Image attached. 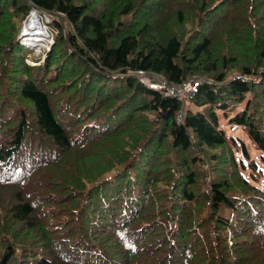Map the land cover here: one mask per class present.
<instances>
[{"label": "trees", "instance_id": "obj_1", "mask_svg": "<svg viewBox=\"0 0 264 264\" xmlns=\"http://www.w3.org/2000/svg\"><path fill=\"white\" fill-rule=\"evenodd\" d=\"M249 1L0 0V264H264V189L220 119L264 151V0ZM31 8L53 31L37 65L17 40ZM127 69L207 80L182 106ZM61 175L68 199L47 202Z\"/></svg>", "mask_w": 264, "mask_h": 264}, {"label": "rangeland", "instance_id": "obj_2", "mask_svg": "<svg viewBox=\"0 0 264 264\" xmlns=\"http://www.w3.org/2000/svg\"><path fill=\"white\" fill-rule=\"evenodd\" d=\"M250 3L249 0H246ZM35 13L38 16V19L36 20L38 23H41V26L43 27L46 36L45 38L42 40V42L40 43V46H36L35 43H31V41L29 39H26L25 36V28H27L30 18L32 17V14ZM54 16V15H53ZM62 26L65 25V23H63L61 21ZM226 24L225 22H220V25H224ZM194 25L193 20L192 19H188L186 21H184L183 24H179V31L180 32H188L187 29L191 28ZM52 29L50 26V18L48 17V13H42L39 10L35 9V8H31L29 11V15L26 17L25 20L22 21L19 33L17 35V40H19L20 43H22L23 45H25L27 48H25V53L27 52L28 55L26 58V61L28 64H38V62L35 61V59L40 55V54H44V49L47 50L49 49L50 45L52 44V42L49 40L50 35L52 34ZM52 40V39H51ZM30 41V42H29ZM218 42V43H217ZM214 47L217 49L216 50V54H219V51L221 52H228L231 48V46L228 44V40L224 37L218 38V40L215 42ZM219 48V49H218ZM43 50V53L41 52ZM246 59V57H242L240 59V61L243 62V60ZM19 64V63H18ZM20 65V64H19ZM20 67H22L20 65ZM232 71H235V69H233ZM131 73V72H129ZM132 74V73H131ZM58 78V76H57ZM247 78V77H246ZM190 80V79H189ZM197 80V79H196ZM191 102V100H188V97H184V99L181 101L182 102V106H184L187 102ZM75 111V110H73ZM234 111L230 112L233 113ZM85 116V115H84ZM65 119L71 121L73 118L72 117H68L65 116ZM221 122L223 123V127L224 129H226L227 131H230V135L234 136V137H238L241 138L243 140L244 143V147L247 151L248 157H246L242 151H241V143L240 142H236V144H231V141L228 142L229 146H232L231 151L234 155L235 158L238 159H242V165L238 164V172L246 179H250V183H256L259 187L264 189V151H260L249 139L248 137L245 135L244 132H242L241 130H237V127H231L230 125H228L229 123L226 122V120H224V118L220 117ZM75 121V120H73ZM121 134V132H119L116 136L109 138L107 141H109V145L107 147V151L102 153V157L105 158V162L108 160L109 156H112L113 154L115 155H121L124 153L126 145H122L120 147V137L119 135ZM115 145H117V147L115 148ZM121 148L120 152L119 149ZM220 154L221 149L219 148V150H217ZM71 157L74 158L73 153H71ZM57 160L53 163V164H57ZM116 164V162L114 163ZM61 163L56 165L58 167H60ZM205 165V164H204ZM203 165V168H205V166ZM250 167H255L258 170V173H255L254 175L250 172L249 168ZM208 168V167H207ZM77 169V168H75ZM73 169V165L72 163L68 166L63 164V167L61 169V173H64V175L66 174V177L68 176H72L73 175V171L75 170ZM226 172L228 174H232V170L227 166L225 168ZM69 171V172H67ZM67 172V173H66ZM205 174V173H204ZM257 176V180H255V178L251 179V177ZM207 177L209 178V176H205L204 180L207 181ZM230 179V177L228 178ZM62 180H66V178H64L63 175L61 176H55L54 179H51L50 181H53V185H50L48 187V198H47V202L50 201L51 203L54 204H58L61 201H64L66 199H68L67 196L64 195L65 189H61L58 190L59 186H62ZM263 184H262V183ZM63 187V186H62ZM69 201H71L69 199ZM49 212H46L45 214L48 215ZM66 218L65 216H50L49 219L50 221H64Z\"/></svg>", "mask_w": 264, "mask_h": 264}, {"label": "built area", "instance_id": "obj_3", "mask_svg": "<svg viewBox=\"0 0 264 264\" xmlns=\"http://www.w3.org/2000/svg\"><path fill=\"white\" fill-rule=\"evenodd\" d=\"M40 12L46 13L45 11H40ZM49 40L51 41V38H49ZM127 71L135 74V76L141 83L151 88H154L156 90L164 91L166 94L172 95L176 97L177 99H179L180 101H182L184 97L189 98L193 96L196 93L197 87H199L200 83L203 80H207L203 78L198 79V80L190 79L182 83L172 85V84H168L166 80H164V78H162L161 76L157 74H149L146 71L140 70V69H136L133 71L131 69H127ZM182 112H183L182 109H180L179 111H176L175 113L176 121L179 122L181 120ZM230 126L234 128L238 127L236 123H232L230 124Z\"/></svg>", "mask_w": 264, "mask_h": 264}, {"label": "bare ground", "instance_id": "obj_4", "mask_svg": "<svg viewBox=\"0 0 264 264\" xmlns=\"http://www.w3.org/2000/svg\"><path fill=\"white\" fill-rule=\"evenodd\" d=\"M32 17L33 18H30V21H29L27 28H25V30H26L25 35H28L25 37H26V39H29L31 41V43H35V45L39 47L40 43L45 38L46 33H45L43 27L41 26V23L40 22L38 23L36 21L38 18H35L34 16H32Z\"/></svg>", "mask_w": 264, "mask_h": 264}, {"label": "water", "instance_id": "obj_5", "mask_svg": "<svg viewBox=\"0 0 264 264\" xmlns=\"http://www.w3.org/2000/svg\"><path fill=\"white\" fill-rule=\"evenodd\" d=\"M32 16H34L35 18H38V16L35 13H33Z\"/></svg>", "mask_w": 264, "mask_h": 264}]
</instances>
